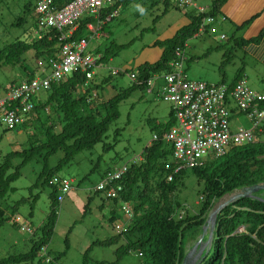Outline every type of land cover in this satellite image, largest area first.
Returning a JSON list of instances; mask_svg holds the SVG:
<instances>
[{"label":"rangeland","instance_id":"rangeland-1","mask_svg":"<svg viewBox=\"0 0 264 264\" xmlns=\"http://www.w3.org/2000/svg\"><path fill=\"white\" fill-rule=\"evenodd\" d=\"M211 2L196 0L198 5L207 7ZM24 3L31 7L34 0H0V48L17 37L30 41L35 23L32 9L25 11ZM140 8L145 9V12L141 13ZM164 9L162 0H132L118 7L115 16L104 23L102 35L90 38L86 52L108 54L94 68L91 84L98 85L91 89L97 94L93 97L94 104L99 105L101 100L129 89L132 81L128 73L137 71L138 66L145 62L155 61L162 52V46L157 42L173 36L189 22L184 9L173 4L166 11ZM20 18L23 21L18 24ZM208 25L211 24L206 23L205 30L201 28L187 37L181 47L186 57L183 70L187 77L212 84L222 80L223 83L230 82L232 78L238 80V74H241L251 90L264 93V65L249 57L245 58L244 51L234 45L230 33L215 27L213 31V26ZM221 35L225 37L221 38ZM115 45L121 47L114 48ZM32 52L29 50L24 54L25 62L29 68L39 71L40 60ZM41 63L44 64L43 61ZM115 69L124 73L114 75L112 71ZM22 76L18 66L0 65L1 88L23 79ZM104 78L107 81L102 83ZM46 95L47 91L39 90L34 102L44 99ZM48 111L45 110L46 113ZM118 111V117L110 123L101 141L91 149L76 153L68 164L53 175L69 179L72 189L63 196L61 202H55V224L46 245L50 261H46V257H35L8 264H139L136 251H130L115 262V248L124 242L122 236L110 245L97 244L98 241L116 236L118 232L114 223L117 220L125 223L126 217L115 210L114 220L110 221V213L118 205H113L102 193L94 192V188L107 168L135 160L152 140V135L163 130L171 119L174 125L175 120L167 102L141 88L131 89L119 103ZM230 126L235 130L241 126L250 128L252 124L245 116L234 113ZM259 130L256 140L264 142V120L259 124ZM30 131H33L30 125L20 124L7 129L0 118V163L7 154L27 147ZM63 154V151L57 150L45 158L44 152L35 153L20 166L18 178L11 183L13 189L0 198V209L3 211L0 216V259L26 252L32 241L40 235L39 228L50 213L53 188L39 179V174L44 168L56 166ZM20 161L19 156L11 159L13 166ZM201 188L191 170L187 169L183 184L177 189V198L189 214L195 215L198 211ZM237 192L235 190L222 196L212 209ZM15 215L22 217L35 233L32 235L21 230L14 223ZM196 241L184 237L182 248L186 252Z\"/></svg>","mask_w":264,"mask_h":264},{"label":"trees","instance_id":"trees-1","mask_svg":"<svg viewBox=\"0 0 264 264\" xmlns=\"http://www.w3.org/2000/svg\"><path fill=\"white\" fill-rule=\"evenodd\" d=\"M53 1L56 7H62L71 0ZM130 1L132 0H114L111 6L103 9L101 16L104 17ZM168 2L164 1V5H168ZM223 2L224 0H213L210 8L204 13L188 12L187 24L173 36L157 42L162 46V52L157 59L138 66L135 71L138 80L142 81L152 74L169 69L168 63L174 58L175 50H183L181 47L185 39L198 31L206 15L215 17ZM23 6L25 11L32 9L33 14L34 4L30 7L24 3ZM21 21L23 20L20 18L18 24ZM93 21L92 17L81 19L71 38L84 35L87 24ZM57 44L58 32L53 29L44 32L40 39L31 36L30 41H25L17 37L0 48V65H16L21 70L23 79L32 78L37 71L28 67L24 54L32 50L36 59L46 63L47 59L54 55ZM113 47L120 48L121 45ZM107 57L108 54L102 53L99 62ZM37 67L36 63L35 68ZM85 79V73L77 71L65 81L51 84V88L46 90V97L34 102L31 113L20 125H30L33 128V131L28 132L27 147L19 152L7 154L0 163V198H3L13 189L11 183L18 178L20 166L29 161L35 153L44 152L45 158L57 150L64 153L56 166L51 169L44 168L39 174V179L53 188L50 213L39 228L40 235L32 241L29 250L2 258L0 264L41 257L39 253L43 247H46L47 253L46 245L55 224V202L58 193L56 186L49 183L50 179L56 171L68 164L76 153L91 149L102 140L110 123L119 115V103L131 89H144L142 83H132L129 89L103 99L97 105L98 103L94 104V100H89V97L91 89L98 85L92 86L90 80L82 92L81 87ZM106 81L104 78L102 83ZM45 110H49L48 113ZM172 122L171 119L163 130L156 133L162 135L172 126ZM255 135H258V131ZM14 156L21 158L15 166L11 162ZM127 165V171L120 183L124 189L123 199L132 204L133 218L123 234L118 233L98 241L97 244L110 245L122 236L124 242L115 248V262L130 251H136L139 264H181L185 254L182 248L183 238L198 239L202 225L218 199L244 186L264 183V142L255 140L234 146L221 157L206 158L200 166L174 172L171 146L159 138L151 140L143 148L139 158L128 161ZM111 169L107 168L101 177ZM187 169L191 170L197 183L202 186L198 197L200 206L195 215L189 214L177 198V189L183 184ZM169 175L172 176L171 180L167 179ZM111 213L110 221L113 222L115 213L113 210ZM2 215L3 211L0 209V216ZM199 264H264V191L259 190L249 198L230 202L217 213L210 248Z\"/></svg>","mask_w":264,"mask_h":264},{"label":"built area","instance_id":"built-area-1","mask_svg":"<svg viewBox=\"0 0 264 264\" xmlns=\"http://www.w3.org/2000/svg\"><path fill=\"white\" fill-rule=\"evenodd\" d=\"M168 1L180 9L205 12L203 7L196 5V0ZM113 3L114 0H71L62 7H56L53 0H34L35 28L32 36L40 39L44 32L53 29L58 32V44L54 55L49 57L46 63L39 62V71L35 72L32 78L0 87V118L7 129H13L27 119L39 90H49L51 84L65 81L74 72L85 73L86 79L81 87V91H85L101 58V55L86 52L87 43L91 37L98 36V29H101L106 21L115 16V10L104 17L101 16L103 9ZM85 17L94 18L93 22L88 23L93 34L71 38L79 21ZM216 18L224 20V17L206 15L198 31L201 28L205 30L206 23L213 25ZM212 29L214 31V27ZM224 37L221 35V38ZM185 58L184 50H175L174 58L168 63L169 69L152 74L142 81L138 80L137 72L128 73L132 83H142L147 93H154L170 105L175 124L162 135L154 133L152 140L162 138L170 144L175 163L174 172L200 166L206 158H218L231 147L254 142L255 132L261 130L259 124L264 120V93L251 90L242 78L232 85L223 82L210 84L190 79L183 70ZM121 73L124 71H112L114 75ZM96 95L95 91H91L89 100ZM234 113L245 116L252 126H241L233 130L230 122ZM127 167V163H123L112 168L101 177L94 188V192L102 193L105 199L111 200L113 205H118L117 208L114 207L115 210L126 217L125 223L117 220L113 225L120 234L127 230L133 218L132 204L123 199L124 189L120 183ZM171 178V175L167 177L168 180ZM49 183L57 188V202H61L63 196L72 189L70 180L63 176L55 175ZM182 214L183 211L180 215ZM13 220L21 230L33 234V230L22 217L15 215ZM39 256L50 261L46 247L41 249Z\"/></svg>","mask_w":264,"mask_h":264},{"label":"crops","instance_id":"crops-1","mask_svg":"<svg viewBox=\"0 0 264 264\" xmlns=\"http://www.w3.org/2000/svg\"><path fill=\"white\" fill-rule=\"evenodd\" d=\"M162 2L164 3L163 0ZM172 4L174 5V3L170 1L168 2V5L165 4L164 11H166L167 7ZM196 5L203 8L207 7L198 5L197 3ZM210 6L207 7L205 11H207ZM184 11V13H186L187 15L188 12L196 10L190 9ZM218 16L224 17V20L222 21L216 18V22L213 24L214 26H209H213L219 29L222 28L223 30L227 31V33H230L234 45L242 48L245 53V58L249 57L250 59L264 65V0H224L219 8L218 14L215 17ZM86 28L87 30L84 35H92L93 31L89 30L88 24ZM77 29L78 28H76L75 30ZM101 29H98V36L103 34V32H101ZM84 35L81 36L84 37ZM98 55H101L100 52ZM241 78L243 79V76L241 77V74H238L237 79ZM234 81L236 80L232 78L230 82L225 83L232 84L234 83ZM220 82H223V80Z\"/></svg>","mask_w":264,"mask_h":264},{"label":"water","instance_id":"water-1","mask_svg":"<svg viewBox=\"0 0 264 264\" xmlns=\"http://www.w3.org/2000/svg\"><path fill=\"white\" fill-rule=\"evenodd\" d=\"M259 190L264 191V183H256L253 185L244 186L238 189V192L231 198H229L227 201L223 202L222 204H219L217 207L212 209V211L208 214L204 224L202 225V230L197 241L190 247L188 251L185 252L181 264H199L200 261L204 258L205 254L210 248L217 213L224 206L239 198H249ZM205 236L207 237L203 242V238Z\"/></svg>","mask_w":264,"mask_h":264},{"label":"bare ground","instance_id":"bare-ground-1","mask_svg":"<svg viewBox=\"0 0 264 264\" xmlns=\"http://www.w3.org/2000/svg\"><path fill=\"white\" fill-rule=\"evenodd\" d=\"M232 196H228L227 198L223 199L220 203L222 204L223 202L227 201L229 198H231ZM217 207V206H216Z\"/></svg>","mask_w":264,"mask_h":264},{"label":"clouds","instance_id":"clouds-1","mask_svg":"<svg viewBox=\"0 0 264 264\" xmlns=\"http://www.w3.org/2000/svg\"><path fill=\"white\" fill-rule=\"evenodd\" d=\"M139 10H140L141 13L145 12V9H143V8H140Z\"/></svg>","mask_w":264,"mask_h":264}]
</instances>
